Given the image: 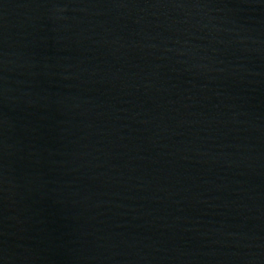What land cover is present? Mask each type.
Wrapping results in <instances>:
<instances>
[{"label": "water", "instance_id": "95a60500", "mask_svg": "<svg viewBox=\"0 0 264 264\" xmlns=\"http://www.w3.org/2000/svg\"><path fill=\"white\" fill-rule=\"evenodd\" d=\"M0 264H264V0H0Z\"/></svg>", "mask_w": 264, "mask_h": 264}]
</instances>
